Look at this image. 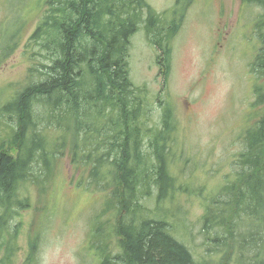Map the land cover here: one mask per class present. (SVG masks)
<instances>
[{
  "label": "trees",
  "instance_id": "16d2710c",
  "mask_svg": "<svg viewBox=\"0 0 264 264\" xmlns=\"http://www.w3.org/2000/svg\"><path fill=\"white\" fill-rule=\"evenodd\" d=\"M241 1L248 9L264 12V0ZM38 12L42 19L30 42L45 61L31 70L29 85L0 108V120L8 128L6 140H0V241L8 213L30 208V199L19 187L27 182L46 184L44 178L67 143L60 132L69 130L72 157L96 158L76 186L94 192L84 185V179L92 178L103 193L89 250L99 264H264V48L251 63L255 100L246 126L240 127L244 149L234 164L235 175L205 198L201 234H210L213 247L208 257L206 253L196 260L174 235L170 220L175 222L177 214L166 207L189 193L171 174L177 142L172 108L166 107L160 121L149 126L146 88H139L131 75V39L145 23L160 52L161 72L169 78L167 57L172 50L165 38L168 33H163V15L147 0H40ZM24 25L8 36V31L2 32L7 45L0 64L20 47ZM256 27L264 45V14ZM253 109L263 114L251 124ZM54 128L59 137L50 145ZM9 141L17 145V157L5 152ZM97 152L103 154L97 158ZM109 164L113 169L104 173ZM110 214L117 220L114 228L102 222ZM112 233L120 237L123 249L114 256L104 242ZM39 240L36 236L32 242L28 264L37 262ZM226 250L227 258L215 257Z\"/></svg>",
  "mask_w": 264,
  "mask_h": 264
},
{
  "label": "rangeland",
  "instance_id": "374dc122",
  "mask_svg": "<svg viewBox=\"0 0 264 264\" xmlns=\"http://www.w3.org/2000/svg\"><path fill=\"white\" fill-rule=\"evenodd\" d=\"M39 1L0 0V59L7 45L5 37L1 39L2 32L8 31V36L25 23L20 47L0 64V108L29 85L31 70L45 61L36 55L39 50L30 42L42 19V13L35 14ZM147 2L164 17L161 25L163 33H168L165 38L172 50L167 57L169 78L161 72L160 52L149 39L145 23L131 39V75L139 88H146L149 126L160 121L166 107L172 108L177 142L173 146L176 161L171 174L180 188L189 193L166 207L177 214L175 222L170 220L175 225L174 235L198 260L206 253L208 257V248L213 247L210 234H201L205 198L231 182L234 164L244 149L240 127L246 126L247 114L255 100L251 63L264 48L256 27L264 12L253 6L248 9L241 0ZM252 113L253 118L248 120L251 124L263 111ZM1 120L0 140H6L8 128ZM49 133L50 145H54L59 132L54 128ZM60 137L67 140L64 154L57 157L49 177L44 178L46 184L27 182L18 189L30 199L31 205L29 209L8 213L0 241V263L28 264L32 242L40 236L36 264H99L89 250L92 224L102 210L103 193L97 191L100 186L92 178L84 179V185H90L94 192L76 186L80 176L90 172L96 158L89 161L82 154L72 157V132H60ZM17 148L9 141L5 152L17 157ZM102 154L97 152L96 157ZM112 169L109 164L104 173ZM39 170L38 167L36 172ZM102 222L114 228L117 220L110 214ZM110 227L106 229L111 231ZM119 238L112 233L104 239L112 256L123 252ZM229 255L226 250L215 257L221 260Z\"/></svg>",
  "mask_w": 264,
  "mask_h": 264
}]
</instances>
